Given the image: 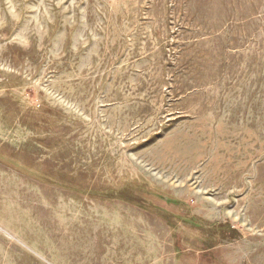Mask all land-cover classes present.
I'll use <instances>...</instances> for the list:
<instances>
[{
    "label": "rangeland",
    "instance_id": "rangeland-1",
    "mask_svg": "<svg viewBox=\"0 0 264 264\" xmlns=\"http://www.w3.org/2000/svg\"><path fill=\"white\" fill-rule=\"evenodd\" d=\"M0 264H264V0H0Z\"/></svg>",
    "mask_w": 264,
    "mask_h": 264
}]
</instances>
